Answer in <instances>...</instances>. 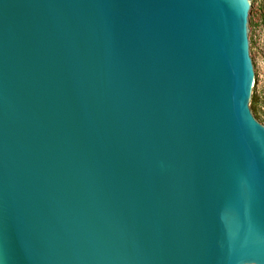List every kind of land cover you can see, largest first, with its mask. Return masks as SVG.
I'll return each mask as SVG.
<instances>
[{"label": "water", "instance_id": "water-1", "mask_svg": "<svg viewBox=\"0 0 264 264\" xmlns=\"http://www.w3.org/2000/svg\"><path fill=\"white\" fill-rule=\"evenodd\" d=\"M256 0H0V264H264Z\"/></svg>", "mask_w": 264, "mask_h": 264}, {"label": "rangeland", "instance_id": "rangeland-1", "mask_svg": "<svg viewBox=\"0 0 264 264\" xmlns=\"http://www.w3.org/2000/svg\"><path fill=\"white\" fill-rule=\"evenodd\" d=\"M258 11L253 29V54L261 64L263 82L252 107L264 124V0H256Z\"/></svg>", "mask_w": 264, "mask_h": 264}]
</instances>
